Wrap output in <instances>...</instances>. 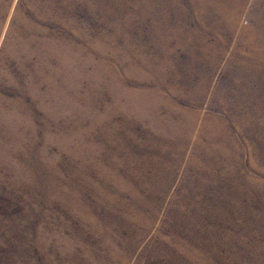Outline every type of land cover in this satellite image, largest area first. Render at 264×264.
I'll return each instance as SVG.
<instances>
[{
  "label": "rangeland",
  "instance_id": "374dc122",
  "mask_svg": "<svg viewBox=\"0 0 264 264\" xmlns=\"http://www.w3.org/2000/svg\"><path fill=\"white\" fill-rule=\"evenodd\" d=\"M0 264H264V0H0Z\"/></svg>",
  "mask_w": 264,
  "mask_h": 264
}]
</instances>
